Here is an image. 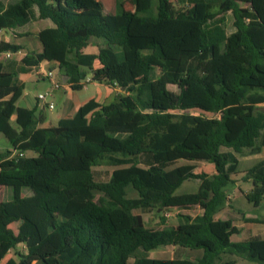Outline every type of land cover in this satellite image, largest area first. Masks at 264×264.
<instances>
[{"label": "trees", "instance_id": "1", "mask_svg": "<svg viewBox=\"0 0 264 264\" xmlns=\"http://www.w3.org/2000/svg\"><path fill=\"white\" fill-rule=\"evenodd\" d=\"M116 1L113 14L99 0L0 2L2 30L28 23L34 6L54 24L39 32L42 51L27 53L24 65L53 63L72 90L88 73L122 90L89 118L78 112L38 128L34 111L16 106V73L0 63V134L11 147L0 153V264H214L225 254L264 264V240L232 242L238 229L216 218L238 158L264 147L256 109L264 104V0H128L131 13ZM91 38L103 46L86 54ZM19 48L0 42V51ZM180 161L210 164L214 173H183ZM102 165L113 169L97 181L93 168ZM243 179L252 184L246 200L258 206L264 161ZM187 180L198 181L196 191L177 193ZM186 207L200 213L165 225L163 211ZM135 211H154L161 227H146ZM20 245L24 253L14 251ZM168 246L203 255L148 256Z\"/></svg>", "mask_w": 264, "mask_h": 264}, {"label": "crops", "instance_id": "2", "mask_svg": "<svg viewBox=\"0 0 264 264\" xmlns=\"http://www.w3.org/2000/svg\"><path fill=\"white\" fill-rule=\"evenodd\" d=\"M0 2L3 1L0 0ZM6 2H8V0H6L3 3ZM30 16H31L30 21L23 26L7 31L0 29V42L9 43L20 47L17 51L13 52L14 54L12 55L11 59L7 61H2L0 63H2L4 70L12 71L16 73L17 83L23 86L22 94L18 99L17 103L19 101H24V105H25L24 108L34 111L35 116L38 117L39 119L38 128H48L55 126L59 120L72 118L78 112L81 114L82 117L89 118L95 110L99 109L103 105H106L114 101V99L117 97L119 93L122 92V90L112 88L98 81H90L85 85V87H82L79 90H72L69 84L66 83V78L59 72L58 68L53 63L42 61L41 63H39L37 67H42V69L45 70H51V69L58 70L57 78L62 83V89L55 91L50 98L46 99V103H52L54 105L52 109L47 108L46 105L38 104L36 100V95L46 91L49 88V82L45 77L34 75V70L37 67H29L24 65L22 63V59L29 52L40 53L42 51V44L38 38V34L43 29L54 27V24L49 19H39L38 11L36 7L35 8L32 7L30 9ZM92 40H96L100 44L98 46L97 45L94 46L92 44L93 43ZM101 46H103V41L101 39L91 38L89 40L88 46L84 49V53L95 54L98 48ZM93 67L94 68L99 67L97 61L94 62ZM86 78H91V74L88 73ZM27 84H30V86H27ZM88 85L92 86L91 89L87 88ZM7 98H9V96ZM17 103L16 106L21 107ZM263 106L264 104L258 105L256 109ZM262 113L264 112L262 111ZM11 120L14 121V117H12ZM260 161H264V147L261 149V152L257 155H248L242 158H238L237 173L231 176L232 181L234 180V178L237 177L241 178L243 176L242 174H244L245 171L252 168ZM207 165L210 170L208 175H212L214 173V169L213 167L210 166V164ZM242 183L246 185V188L244 190L243 188L239 187L241 183L239 184L234 181L233 184H231L227 189L228 190L227 198H229V192L233 193L234 187L239 189L240 195L239 197L236 198L237 199L236 201L238 203L235 211L236 215L238 216L236 218V222L232 218L226 220H230L232 222V225L238 229V233L234 234V236L239 235L240 233L243 232L247 233V236L245 238H238L235 242H243L251 238H259L264 240V224L250 222L253 219L264 218V217L259 218L254 213V211L259 209L260 203L256 207L253 206L254 208L247 207L246 208L247 212H245L246 214L242 213V207L241 205H239V202L241 203L240 197L245 198V194H247L252 188V184L250 181L244 180ZM248 185L249 187H247ZM0 201H2V199H0ZM226 206H228V200L224 208L216 215V218L223 219L220 218V215L221 213L225 212ZM193 208H189V207L174 208V209H168V211L169 210H176L177 212L187 211ZM199 213H200V209L198 208L196 214ZM14 225H16V227L13 230L16 231L19 223H16ZM253 228H258L257 231L260 232L257 234L253 233L252 232ZM20 246H17L15 250H19L18 247ZM21 248H23V246ZM12 251L8 253V257L14 258L13 255L14 253H12ZM19 252L24 253V248ZM202 255H203V251L201 252L196 251V253L192 254V258L189 260L195 261L201 258ZM221 256H227V255L225 254ZM184 259H188V258H184ZM240 260L243 259L229 255L228 260L222 261L220 257V259L217 261H219L220 264H224L229 261H234V264H239Z\"/></svg>", "mask_w": 264, "mask_h": 264}, {"label": "rangeland", "instance_id": "3", "mask_svg": "<svg viewBox=\"0 0 264 264\" xmlns=\"http://www.w3.org/2000/svg\"><path fill=\"white\" fill-rule=\"evenodd\" d=\"M3 2H5L6 0H2ZM100 3L102 4L103 7V12L105 14L108 13H115L116 11V0H99ZM121 6H122V10L124 12H133L134 8L131 5V3L128 0H120ZM35 8V6H34ZM225 19L227 21V25H226V34L228 35L231 31V20H230V15L226 14L225 15ZM93 41V45H99L100 43L96 40H92ZM96 41V42H95ZM92 49V48H90ZM95 49V48H94ZM27 86H30V84H27ZM91 85H88L87 88L91 89ZM168 89H170L171 91H177L175 86H168ZM19 106L24 107V101H19L17 103ZM257 111L259 112H264V106L257 108ZM11 147L8 143V141L6 140V138L0 134V153H5L7 150H10ZM221 151H227V149H221ZM24 156L27 157H31L34 156L33 152H26L24 154ZM242 158V157H239ZM177 166H181L180 168L182 169V172L184 173H207L209 174V168L208 165L206 163H201V162H187V161H180ZM211 167H213L212 165H210ZM112 167L107 166V165H102V166H98V167H94V178L97 181H105L109 178L110 173L112 171ZM214 169V167H213ZM239 175V174H238ZM237 175V176H238ZM241 175V174H240ZM243 175V174H242ZM234 182L237 183H241L239 187L243 188V190L246 188V185H244L242 182L244 181L243 176L241 178L237 177L234 178L233 180ZM199 183L198 181H194V180H187L185 181L182 186L177 190V193H182V192H194L196 191L197 187H198ZM234 186V185H233ZM232 186V187H233ZM249 187V185L247 186ZM239 189L234 187V191L229 192V198H228V206H226L225 212L221 213L220 218H223L224 220L226 219H234V221L236 222V218L238 217L235 213L236 211V207H237V197H239ZM134 195V194H132ZM6 196V191L3 188H0V199H3V197ZM241 199V203L239 202V205H241L242 207V213L246 214L245 212H247L246 208L247 207H253V204L248 202L245 198L240 197ZM104 198L102 196V194H96L95 197V201L97 203H101L103 202ZM250 204V205H249ZM230 206V207H229ZM198 208H193V209H189L187 211H176V210H169L167 211L170 215L169 217L165 216V211L162 212V216L165 218V225L166 226H176L178 224V217L177 215L179 214H183V215H191L194 216L197 213ZM136 214H140L143 217L144 223L146 225V227L149 228H160L161 227V223L159 221V219L157 218V216L155 215L154 211H135ZM255 215L258 216L259 218L264 217V201L262 200L259 204V209L254 211ZM12 229H15L16 225H12L11 226ZM258 228H253V233L257 234L260 231H257ZM247 236L246 232L240 233L239 235H233L231 237V241L235 242L238 238H245ZM22 246L18 247L19 250H15V251H21L23 248H21ZM196 251H202L201 249H180V248H174V247H160L154 251L149 252L148 256L151 258H156V259H172V258H188L191 259L192 258V254L196 253ZM12 253H14V251H12ZM14 255V254H13ZM222 261H226L229 259V255L227 256H221ZM130 262H132V260H130ZM215 264H220L219 261L215 262ZM239 264H254V263H250L248 261H243L240 260Z\"/></svg>", "mask_w": 264, "mask_h": 264}, {"label": "built area", "instance_id": "4", "mask_svg": "<svg viewBox=\"0 0 264 264\" xmlns=\"http://www.w3.org/2000/svg\"><path fill=\"white\" fill-rule=\"evenodd\" d=\"M13 54L14 53L9 50L0 51V62L11 59ZM57 73H58L57 69L45 70L42 69V67H37L34 70V75L45 77L49 82V88L43 93H39L36 95V100L38 104L46 105L47 108L49 109H52L54 105L52 103H46V99L50 98L55 91L62 89V83L60 82V80H58ZM90 81L91 78H86L84 81L81 82V86L85 87V85ZM23 156H24L23 153L17 151L16 152L14 151L13 154L11 155V157H23ZM167 211L168 210L165 211V216L169 217L170 214Z\"/></svg>", "mask_w": 264, "mask_h": 264}]
</instances>
